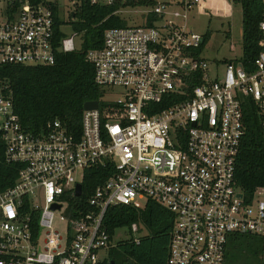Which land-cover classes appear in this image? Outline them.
Instances as JSON below:
<instances>
[{"label": "built area", "instance_id": "1", "mask_svg": "<svg viewBox=\"0 0 264 264\" xmlns=\"http://www.w3.org/2000/svg\"><path fill=\"white\" fill-rule=\"evenodd\" d=\"M222 1L235 0H0V65H52L57 51H73L79 33L69 21L84 3L118 4L115 13L126 20L86 52L105 105L83 110L78 136L58 120L38 134L26 131L11 94L0 90L5 157L19 165L14 183L0 191V264H98L118 243L141 238L134 222L118 227L126 237L114 241L107 209H142L149 201L174 216L165 264H223L231 234L264 236V190L245 198L234 177L246 98L264 129V47L252 69L224 60L210 77L199 58L206 36L185 22L188 10L211 11ZM56 18L64 34L57 44ZM114 88L120 96L104 97ZM105 164L112 173L86 208L70 202L82 194L84 169ZM70 206L77 216H69ZM55 211L63 233L52 229Z\"/></svg>", "mask_w": 264, "mask_h": 264}, {"label": "trees", "instance_id": "2", "mask_svg": "<svg viewBox=\"0 0 264 264\" xmlns=\"http://www.w3.org/2000/svg\"><path fill=\"white\" fill-rule=\"evenodd\" d=\"M234 2L240 3L242 8V56L237 62L250 70L264 47L258 27L262 5L260 0ZM118 7V4L98 6L84 3L69 21L71 28L79 33L76 48L70 52L57 51L52 65H0V90L11 94L13 109L26 131L38 134L46 129L47 123L58 120L78 136L84 103L95 100L100 107L105 105L103 91L94 81V65L86 59V52L102 46L107 28L126 25V20L115 13ZM55 23L57 44L64 34L59 29L62 21L56 18ZM199 74L198 71L191 76L198 78ZM193 78L187 92L196 83ZM175 96L184 98L180 94ZM166 105L168 103H162L161 107ZM242 117L244 134L235 160L234 177L244 197L251 198L256 190H264V129L257 106L250 98L242 102ZM18 170L19 165L5 157V143L0 132V191L14 183ZM111 173L112 166L108 164L84 169L82 194L70 202L79 201L86 208V200L95 187ZM70 212L71 217L78 215L73 213L71 206ZM104 220L110 233L118 227L130 228L135 222L144 225L148 234L138 242L127 240L118 243L98 264H165L174 221L169 210L153 201L147 202L142 209L111 206ZM223 264H264V236L231 234Z\"/></svg>", "mask_w": 264, "mask_h": 264}, {"label": "rangeland", "instance_id": "3", "mask_svg": "<svg viewBox=\"0 0 264 264\" xmlns=\"http://www.w3.org/2000/svg\"><path fill=\"white\" fill-rule=\"evenodd\" d=\"M185 22L188 29L206 36V41L199 51V58L206 61L207 73L210 77L214 76L216 69H218V73L222 72L224 60L238 61L242 56V9L240 3L216 2L212 5L211 11L192 8L187 11ZM64 30L69 32L70 27L65 26ZM120 93V88H114L113 92L106 93L104 97L114 99L120 96ZM77 176L79 178V172ZM61 215V211L54 212L52 229L63 233L65 220L60 218ZM147 234V228L140 224V229L134 236L143 237ZM125 237L123 229L117 228L114 241Z\"/></svg>", "mask_w": 264, "mask_h": 264}, {"label": "water", "instance_id": "4", "mask_svg": "<svg viewBox=\"0 0 264 264\" xmlns=\"http://www.w3.org/2000/svg\"><path fill=\"white\" fill-rule=\"evenodd\" d=\"M97 106H98V102L95 100L86 101L83 105V110L95 109V108H97ZM80 193H81V184L78 183L76 185L75 194L78 196V195H80ZM58 207H59V205H57V204L52 206L53 209L58 208Z\"/></svg>", "mask_w": 264, "mask_h": 264}]
</instances>
